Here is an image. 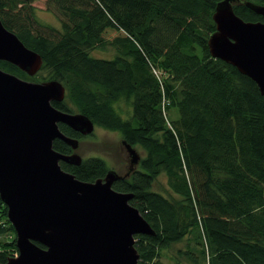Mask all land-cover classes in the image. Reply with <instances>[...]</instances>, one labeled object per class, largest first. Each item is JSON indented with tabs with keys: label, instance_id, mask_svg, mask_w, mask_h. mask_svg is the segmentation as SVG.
Instances as JSON below:
<instances>
[{
	"label": "trees",
	"instance_id": "obj_1",
	"mask_svg": "<svg viewBox=\"0 0 264 264\" xmlns=\"http://www.w3.org/2000/svg\"><path fill=\"white\" fill-rule=\"evenodd\" d=\"M37 1L0 0V18L43 58L41 71L0 68L26 81H59L66 98L54 107L143 149L138 168L113 186L133 194L131 205L156 232L136 237L139 264H264V95L211 56L213 15L225 0H47L60 27L40 21ZM236 1L237 16L264 23L246 6L264 0ZM109 49L112 60L92 56ZM54 149L73 153L61 140ZM61 167L90 183L111 170L99 157ZM162 175L170 197L154 190ZM16 240L0 197V264L18 254Z\"/></svg>",
	"mask_w": 264,
	"mask_h": 264
},
{
	"label": "water",
	"instance_id": "obj_2",
	"mask_svg": "<svg viewBox=\"0 0 264 264\" xmlns=\"http://www.w3.org/2000/svg\"><path fill=\"white\" fill-rule=\"evenodd\" d=\"M236 0L218 4L213 15L216 32L208 41L211 56L250 78L264 95V23L246 22L236 15ZM264 18V7L246 3ZM0 62L29 77L43 67V58L29 49L0 18ZM66 88L59 81L36 83L0 68V197L17 235L18 255L6 264H139L137 236L156 235L133 194L116 191L114 183L140 165L137 150L122 141L130 159L129 172L110 170L96 182L78 180L61 163L80 166L78 139L67 137L60 124L83 137L95 124L85 115L63 112ZM61 140L73 153L54 149Z\"/></svg>",
	"mask_w": 264,
	"mask_h": 264
},
{
	"label": "rangeland",
	"instance_id": "obj_3",
	"mask_svg": "<svg viewBox=\"0 0 264 264\" xmlns=\"http://www.w3.org/2000/svg\"><path fill=\"white\" fill-rule=\"evenodd\" d=\"M38 10V17L41 22L54 27H60L59 18L53 8L48 7L47 0H39L34 4ZM92 56L97 59L112 60L114 59V51L109 49L106 52L96 50ZM122 109L127 112L129 108L121 105ZM177 114V113H176ZM122 137L118 132H110L102 128H95V132L91 137H86L80 142L77 153L83 158L99 157L104 159L111 170H114L120 175H126L129 172L128 155L125 148L122 146ZM140 154L141 158L145 157V152L139 146L134 147ZM138 168V167H137ZM154 190L170 197L172 191L167 184V178L162 175L154 184ZM183 248L184 244L175 246L172 253H175L178 248ZM18 255V254H17ZM16 255V256H17Z\"/></svg>",
	"mask_w": 264,
	"mask_h": 264
},
{
	"label": "flooded vegetation",
	"instance_id": "obj_4",
	"mask_svg": "<svg viewBox=\"0 0 264 264\" xmlns=\"http://www.w3.org/2000/svg\"><path fill=\"white\" fill-rule=\"evenodd\" d=\"M128 161H129V164H130V159H129V157H128ZM129 167H130V165H129Z\"/></svg>",
	"mask_w": 264,
	"mask_h": 264
},
{
	"label": "built area",
	"instance_id": "obj_5",
	"mask_svg": "<svg viewBox=\"0 0 264 264\" xmlns=\"http://www.w3.org/2000/svg\"><path fill=\"white\" fill-rule=\"evenodd\" d=\"M155 73L158 75V73L155 71Z\"/></svg>",
	"mask_w": 264,
	"mask_h": 264
}]
</instances>
